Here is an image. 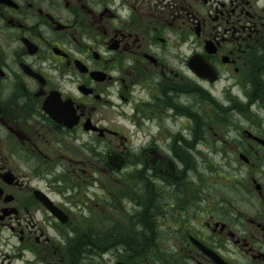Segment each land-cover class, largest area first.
<instances>
[{"label": "flooded vegetation", "instance_id": "flooded-vegetation-1", "mask_svg": "<svg viewBox=\"0 0 264 264\" xmlns=\"http://www.w3.org/2000/svg\"><path fill=\"white\" fill-rule=\"evenodd\" d=\"M173 110L189 119L176 144ZM161 180L164 248L141 202ZM99 254L264 264V0H0V264Z\"/></svg>", "mask_w": 264, "mask_h": 264}, {"label": "rangeland", "instance_id": "rangeland-1", "mask_svg": "<svg viewBox=\"0 0 264 264\" xmlns=\"http://www.w3.org/2000/svg\"><path fill=\"white\" fill-rule=\"evenodd\" d=\"M178 55V54H177ZM181 58L176 59L175 61V66L177 69V73H179L180 75H184L183 73H186V68L184 63L179 64ZM186 103V98L185 95H179L178 96V104L184 106ZM192 112H197L196 108H192L191 109ZM169 121V119L167 120ZM189 122L188 119V115L183 112V111H176L173 110V125H169L170 128L167 131V133L169 132H173V144L178 143L180 140L185 141L186 139V135H187V130L184 125H186V123ZM154 131V129H153ZM136 146H138V143H136ZM210 161H207V165L208 168L205 171V177H206V181L209 183V185H212V189H215L216 187L220 186V182H219V178L218 176H216L214 174V172L216 171V169H214V166H218V164L220 163V159L218 157H209ZM211 161H213L211 163ZM196 163L195 161H193V164ZM203 162L201 161L199 163V165H202ZM200 170L201 167H200ZM201 175V173H200ZM190 178V177H189ZM188 178V179H189ZM209 178L211 180V182L209 181ZM188 179H186L183 184H179L177 185L178 190L181 191V193L185 196V193L187 191V182ZM131 185H133L132 183H130ZM147 184V181H146ZM113 185L114 187H117L115 185V178L113 177ZM157 185L159 187V189H164V190H159L158 187L156 186V188L151 189L150 188V184H148L149 188L146 190V193L143 196V200H141V202L143 203L144 207H145V221L142 222L145 224V227L147 230H149V234L156 239H162V247L164 248L165 246L169 247L172 244V240L169 239V237H173V222L172 221H167V223L165 225H162L158 230H155V228L157 226H155L156 221H153L151 218H163L166 217L170 214L173 215V210H170L168 205H164V203L168 202L173 203V190L170 189L168 187V184L163 183L162 180L161 181H157ZM193 186H195L196 184H192ZM119 190V192H121V185L118 186L117 188ZM117 189L113 190V198L115 200L114 203H120L123 202L124 205L129 206L132 205L133 202H137L138 198H137V191L134 190H129L128 191V199H124L121 196H116V192ZM211 191V190H210ZM175 192V189H174ZM212 192V191H211ZM213 193V192H212ZM207 194V191L205 190V195ZM164 202V203H162ZM165 206V207H164ZM155 207H159L158 209H155ZM205 207V204H204ZM118 212H120V216H122V218H124L125 213H123V210L120 209ZM126 221V222H124ZM117 225L115 226V228H118L119 230L122 229V227H126L127 226V219L123 220V221H119L118 223H116ZM128 224L130 226V224L133 226V228H136L138 221H137V216L133 215L130 217V220L128 221ZM118 248V247H117ZM121 259V253H118L117 257H113L114 261L116 259ZM107 259L108 257L105 256H101L100 254L95 256V261L92 264H106L107 263ZM12 259L11 258H7L5 259V263L4 264H8ZM141 260H144V264H152L153 263V258L151 257H142ZM11 264H26V261H17V262H12ZM156 264H158L156 262Z\"/></svg>", "mask_w": 264, "mask_h": 264}]
</instances>
